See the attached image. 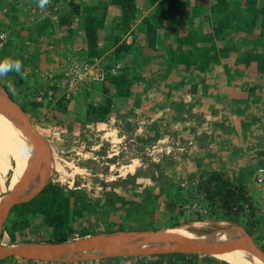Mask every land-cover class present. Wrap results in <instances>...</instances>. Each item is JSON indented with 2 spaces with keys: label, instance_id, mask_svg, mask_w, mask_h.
I'll list each match as a JSON object with an SVG mask.
<instances>
[{
  "label": "rangeland",
  "instance_id": "1",
  "mask_svg": "<svg viewBox=\"0 0 264 264\" xmlns=\"http://www.w3.org/2000/svg\"><path fill=\"white\" fill-rule=\"evenodd\" d=\"M54 3L55 0H50V3L41 9L38 6V0H0V61L11 58L20 60L23 65V78L15 72L8 73V78L5 76L0 81V91L12 96V100L26 112L33 129L41 134L36 131L43 140L40 157L41 169L42 166L46 167L47 174L46 176L40 175L43 185L41 183L36 191L45 184V188L47 185L59 186L64 197L70 198L71 210H80L82 205L87 209L81 218L76 219L74 215L71 216L70 226L74 232L72 233L73 238L69 241L127 232L149 234L190 226L186 231L196 235L209 234L216 229L234 228L242 229L248 234L244 228V219L240 222L223 219L220 209L211 206L205 199L201 184L213 171L212 165L199 164L197 167L195 164V167L192 166L194 172L185 175L186 161L194 159L195 162H199V160H195L199 154H194L196 149L193 146L188 149L181 147L183 149L180 150L179 144L173 148L172 135L167 133L168 128L165 129V134L159 133L153 128L154 125L149 126L152 119L139 121L135 119L134 123L132 121L134 116H130L133 126H131V122L128 123L126 126L128 131L133 129L137 122L139 127L150 128L149 133L144 134L139 131L140 135L130 137V134H123V129L118 128L119 123L114 117L103 115L100 117V121L96 116L92 117L89 114L91 106L85 101L77 106L82 113L87 112V116L82 117L83 122L78 120L81 129L76 125L78 128L75 130L69 126L70 122L72 126H74L73 122L77 123L70 115L73 110L76 111L75 101L80 95H83L81 89L84 86L73 89L69 99L62 96L65 95L67 89L62 84L61 72L64 74L70 66L81 63L67 64L63 66V69H58V63L65 55L60 54L59 50H55V41L46 43V40L42 38L44 34L40 35L45 29L44 23L47 21H51L48 29L56 31L59 16L52 10ZM62 4L65 7L63 10L70 9L64 2H61ZM146 7L147 5L143 9H147ZM73 8L75 9L72 6L71 11ZM167 13L162 14L167 15ZM148 19L150 20L152 17L150 16ZM149 20L144 23L152 33L154 24ZM114 25L111 33L112 38L109 39L108 46L105 47H118L116 43L119 39H123L122 43L129 46L137 44L134 42L135 35L132 32L133 35L124 31L126 25L123 23ZM35 26L38 28L42 26L43 29L40 32L28 30V27L35 29ZM60 30L62 31V29ZM55 34L57 33L55 32ZM103 43L107 45L106 39ZM46 47H49L48 52H46ZM131 54L134 53L120 52L116 54L112 52L108 58L105 56L104 61L98 59L101 63L94 61L91 65L95 69L105 67L109 72L115 68L117 71L114 78L122 79V84L117 87L118 91L124 89L139 100L143 99L139 107L144 105L142 103L146 100L145 96L148 95V104L143 107H150V102L154 98V89L151 90L152 86H148L147 81V78H151L149 74L152 71L150 70L151 63L147 60L150 56L148 55L142 67L136 66V68L125 64ZM48 57L51 59L47 60ZM48 71L51 73L50 82L45 80ZM93 72L95 74L96 70ZM125 75L133 80L138 78V82L126 83V79H131L124 78ZM110 79L112 78H109V81L112 83L113 89L117 90L114 82ZM9 82L14 85V91H9ZM93 84L95 82L88 87ZM139 91L143 94H136ZM59 98L64 99L58 100ZM135 111V109L130 110V113L141 115ZM151 111L149 109L148 114L151 115ZM73 117L80 118L81 116L74 115ZM159 119L158 116V119L152 123L155 125L159 121L162 123L163 117L161 116ZM152 142H155L156 147H151L153 146ZM14 150H16L15 162L11 159ZM19 157L18 149L0 134V183L1 186H4L3 188L13 183ZM5 161L7 162L5 163ZM253 165L250 168L251 173L257 168L256 172H253L254 176L250 177L251 173L245 172L241 181L246 183L248 195L256 203L257 216L261 217L263 221L260 222L262 224L258 226L255 237H251L260 247L264 245V182L258 183L256 174L260 170L264 174V165L257 166V163ZM188 177L190 180H187ZM45 196L46 193H41L37 203L44 200ZM18 211V209L10 211L3 223L1 231L3 232V245L12 246L13 243L19 242L47 243L51 239L52 227L44 217L41 215L30 217ZM85 231L88 235L81 237V232ZM13 236L16 241L11 240ZM104 258L109 259L103 255L89 256L85 254L84 258H78L70 263L96 264ZM118 258L113 264H226L215 260L218 258L212 255L200 253ZM3 260V264L29 263L16 257ZM31 261L33 264L69 263L63 260Z\"/></svg>",
  "mask_w": 264,
  "mask_h": 264
},
{
  "label": "crops",
  "instance_id": "2",
  "mask_svg": "<svg viewBox=\"0 0 264 264\" xmlns=\"http://www.w3.org/2000/svg\"><path fill=\"white\" fill-rule=\"evenodd\" d=\"M160 1L55 0L52 10L59 16L56 31L48 29L51 21H47L40 35L44 34L42 38L46 43L55 41V50L65 55L58 63V69L72 63L104 61L105 56L108 58L112 52H125L134 53L125 63L131 67H142L149 55L147 60L152 70L149 74L151 78H147L148 86L154 89L150 107H143L148 104V95L142 103L144 105L139 107L143 99L139 100L124 89L118 91L122 79L116 80V72H109L104 67L108 71L104 81L81 89L83 95L75 101L76 111L73 110L70 115L77 123L73 122L72 126L70 122L69 126L74 130L80 128L79 122L87 116V112L82 113L77 108L82 101L91 106L89 114L92 117L96 116L99 121L103 115L114 117L119 123L118 128L130 137L140 135V132L149 133L150 128L139 127L137 122L128 131V123L133 126L135 119L150 118L149 126L154 125L155 131L165 134L168 128L173 148L180 144V150L190 146L196 149L194 154L199 155L195 160L199 162L188 159L185 175L194 172L192 168L195 164L197 167L207 164L213 166V171L223 172L227 178L239 182L243 173H251V165H264V28L261 26L264 15L256 17L254 14L264 9V0H177L183 3L178 15ZM61 2L70 9L63 10L65 7ZM146 5L147 9H143ZM72 6L77 8L71 11ZM166 12L167 15L162 14ZM150 16L152 19L149 20ZM90 19L102 23L96 31L97 46L92 52L86 34ZM148 20L154 24L152 37L144 23ZM115 23H123L126 25L124 31L135 35V46L126 45L122 43L123 39H119L116 43L119 48L105 47L112 38ZM32 28L28 27V30L40 32L43 29L42 26ZM105 39L107 45L103 43ZM120 48L121 51L118 50ZM48 50L49 47H46V52ZM46 75L45 80L50 82L51 73L48 71ZM5 76L8 78V74ZM5 76H0V81ZM123 77L131 79H126V83L138 82V78ZM109 78H112L110 80L117 90L113 89ZM136 94L143 93L139 91ZM62 96L65 98L64 94ZM103 106L108 107L106 114L98 111ZM148 108L152 110L151 115ZM133 109L141 115L130 113ZM160 114L162 123L159 121L155 125L152 122L158 116L161 119ZM74 115L81 117L75 118ZM130 116H134L132 121ZM154 143L151 147H156ZM256 169L250 177L254 176ZM45 186L36 191L30 200L37 197ZM3 187L0 183V194ZM16 209L21 207H14ZM0 240L2 242V234ZM18 244L22 243H13L12 246Z\"/></svg>",
  "mask_w": 264,
  "mask_h": 264
},
{
  "label": "water",
  "instance_id": "3",
  "mask_svg": "<svg viewBox=\"0 0 264 264\" xmlns=\"http://www.w3.org/2000/svg\"><path fill=\"white\" fill-rule=\"evenodd\" d=\"M0 111L9 113L12 116H16L21 119L28 138L31 142L32 152L34 151V157L32 158L30 172L26 174L21 184L16 190L9 192L7 195V201L0 206V239L3 223L7 219L9 212L14 205H18L29 201L33 196L22 197L23 190L27 187L36 173L39 171L42 175L46 176L47 168L42 166L41 169V145L42 138L33 129L31 122L25 112L14 103L7 93L0 91ZM41 169V170H40ZM44 179V178H43ZM43 185V181H41ZM41 189V188H39ZM243 233V237H235L232 241L220 244H205L188 246L183 242H176L165 237H156L155 233H137L127 232L114 235H105L103 237L75 239L73 241H66L62 243H22L14 246H5L0 240V260L10 257L22 258L34 261H75L78 258H84L85 252H94L99 249L105 251L103 256L109 258L118 257H139V256H162L172 254H207L211 255L215 252H221L231 249H245L255 253V255L264 263V250L259 247L250 235L246 234L242 229H238ZM156 241L159 243V249H143V251H113V247L123 244H135L139 243L145 245L148 242ZM66 252H73L77 254L75 258H61V255Z\"/></svg>",
  "mask_w": 264,
  "mask_h": 264
},
{
  "label": "trees",
  "instance_id": "4",
  "mask_svg": "<svg viewBox=\"0 0 264 264\" xmlns=\"http://www.w3.org/2000/svg\"><path fill=\"white\" fill-rule=\"evenodd\" d=\"M151 1L152 3L158 2V0ZM160 2H162L161 4H166L169 10H174L176 12V15L180 14L183 3H178L177 0H162ZM254 14L256 15V17H258L259 14L264 15V9L255 11ZM101 24H99L96 19H90L87 22L86 34L89 42V50L91 52L96 49V31L101 26ZM261 26L264 28V18H262ZM149 35L150 37H152L150 28ZM118 50L121 51V48ZM81 86L88 87L86 85H80L79 87ZM9 96L12 99V96ZM98 111H100L101 114H106L109 110L107 106H103L102 108L98 109ZM11 159L13 160V162L16 161V150H14V152L12 153ZM201 187V190L204 193L207 202H209L211 206L218 207L220 209L223 219H229L234 222H240L242 219H244V228L246 232L251 237H255V232L258 230V226L262 224L260 222L263 221L261 217L257 216L256 203L248 195L245 182L232 181L230 178H227L223 172L212 171L208 174L205 181H203ZM41 193H46V196L44 197V200L42 199L37 203V199L39 195H41ZM41 193L33 200L21 203L17 206H21V210L24 215H28L30 217L41 215L42 217H44L47 223L51 225L52 233L51 239L48 241L49 243H62L69 241V239L73 238L72 233L74 232L73 228L70 226L71 216L74 215V218L76 219L81 218L83 215H85L84 212L87 209H85V207L82 205L80 207V210H71V200L69 197H64L59 186L49 185L45 189H43ZM112 200L113 199L111 197V201ZM87 235V231L81 232V237H85ZM255 239L257 241V237ZM11 240L14 241L15 236H13ZM260 247L264 250V245ZM117 259L119 258H104L96 264H113V262ZM215 260L224 262L218 259ZM23 261L29 262L28 264H33L31 260L23 259ZM3 262L4 260H0V264H3ZM68 264L74 263L69 262ZM80 264H83V262H80Z\"/></svg>",
  "mask_w": 264,
  "mask_h": 264
},
{
  "label": "bare ground",
  "instance_id": "5",
  "mask_svg": "<svg viewBox=\"0 0 264 264\" xmlns=\"http://www.w3.org/2000/svg\"><path fill=\"white\" fill-rule=\"evenodd\" d=\"M37 131V130H36ZM38 132V131H37ZM39 133V132H38ZM0 134L8 139L19 151L20 157L13 177V183L6 186L1 190L0 206L7 201V195L9 192L16 190L27 173L30 172L32 158L34 157V151L31 149V142L28 138L26 129L21 122V119L16 116H12L9 113L0 111ZM40 134V133H39ZM41 135V134H40ZM47 158V157H46ZM47 160V159H46ZM8 161V160H7ZM5 161V163L7 162ZM47 166V165H46ZM39 171L23 190L22 197H29L36 191V188L40 186L42 177ZM8 193V194H7ZM5 195V196H4ZM196 225V224H195ZM198 226V225H196ZM191 227V226H190ZM188 228H172L167 231H159L156 237H165L178 242H183L188 246L205 245V244H220L232 241L235 237H243V233L238 229H216L209 234L196 235L191 232H187ZM160 245L156 241L148 242L145 245H141L138 242L135 244H123L113 247V251H143V249H159ZM88 253V254H87ZM100 256L104 255L105 251L99 249L94 252H85L84 255ZM212 256L222 260L227 264H264L256 255L251 251L244 249H231L221 252H215ZM77 254L73 252H66L61 255V258H75Z\"/></svg>",
  "mask_w": 264,
  "mask_h": 264
},
{
  "label": "built area",
  "instance_id": "6",
  "mask_svg": "<svg viewBox=\"0 0 264 264\" xmlns=\"http://www.w3.org/2000/svg\"><path fill=\"white\" fill-rule=\"evenodd\" d=\"M94 70L96 73L94 74ZM108 71L103 68L95 69L90 63H81L79 65L75 64L68 68V70L63 74V86L67 89L65 96L66 98H70V94L73 89H76L80 85H90L94 82H101L104 81L107 77ZM112 72H116L112 70ZM257 182L262 183L264 182V174L262 170L257 173Z\"/></svg>",
  "mask_w": 264,
  "mask_h": 264
},
{
  "label": "clouds",
  "instance_id": "7",
  "mask_svg": "<svg viewBox=\"0 0 264 264\" xmlns=\"http://www.w3.org/2000/svg\"><path fill=\"white\" fill-rule=\"evenodd\" d=\"M49 3L50 0H38V6L41 9H44ZM22 68L23 65L20 60H12L11 58H5L4 60L0 61V76H5L10 72H15L17 75H21V77L23 78ZM8 89L9 91H14V85L11 82H9L8 84ZM9 98L11 99L10 96Z\"/></svg>",
  "mask_w": 264,
  "mask_h": 264
},
{
  "label": "flooded vegetation",
  "instance_id": "8",
  "mask_svg": "<svg viewBox=\"0 0 264 264\" xmlns=\"http://www.w3.org/2000/svg\"><path fill=\"white\" fill-rule=\"evenodd\" d=\"M18 205H19V204H18ZM14 206H17V205H14ZM14 206H13V207H14ZM13 207H12L11 211L14 209ZM19 207H21V206H19ZM18 210H19L18 212L22 213V210H21V209H18Z\"/></svg>",
  "mask_w": 264,
  "mask_h": 264
}]
</instances>
